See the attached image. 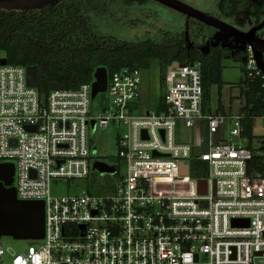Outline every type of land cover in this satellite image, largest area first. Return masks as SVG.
Listing matches in <instances>:
<instances>
[{"label":"built area","instance_id":"2783aa9c","mask_svg":"<svg viewBox=\"0 0 264 264\" xmlns=\"http://www.w3.org/2000/svg\"><path fill=\"white\" fill-rule=\"evenodd\" d=\"M2 59L0 164L14 165L18 200L43 203L44 237L11 258L0 246V264H264V160L251 163L264 149L241 142L243 111L234 117L218 106L203 111L199 62L167 70L163 109L154 113L141 108L142 71L114 72L107 76L110 103L93 115L94 81L42 97L27 86L26 67ZM244 67L264 79L251 47ZM227 118L229 140L213 142ZM203 121L204 151L177 141L179 122L195 129ZM113 125L124 131L106 162L93 156L89 137ZM193 162L204 177L191 175ZM97 163L112 172L100 173ZM55 180H84L86 189L52 196Z\"/></svg>","mask_w":264,"mask_h":264},{"label":"trees","instance_id":"16d2710c","mask_svg":"<svg viewBox=\"0 0 264 264\" xmlns=\"http://www.w3.org/2000/svg\"><path fill=\"white\" fill-rule=\"evenodd\" d=\"M152 2L58 0L37 9L0 8V51L8 65L37 67V92L42 97L47 96L52 82L75 90L82 84L93 82L97 68H106L110 76L123 69L149 70L153 61L157 62L163 92L166 72L173 63L199 62L202 109L209 112L211 88L217 86L220 94L223 86L221 60L228 50L218 45L203 51L194 39L183 37L185 24L180 15L163 12V18L154 22L149 16L144 20L132 18L131 10L149 8L153 13ZM234 9V0H220L218 4V11L226 16H232ZM157 22L162 25L157 26ZM136 25L148 27L142 32L143 36H129L127 28ZM240 69L243 77L237 86L239 97L244 96L246 102V106L240 109L245 113L242 137L248 140L246 147L254 151L252 125L254 118L264 114V79L256 74L248 76L244 66ZM163 105L162 93L155 111L162 110ZM218 110L223 111L220 103ZM259 160H264V156H253L252 165ZM192 164L191 175L204 177L203 172L194 170L197 162Z\"/></svg>","mask_w":264,"mask_h":264},{"label":"rangeland","instance_id":"374dc122","mask_svg":"<svg viewBox=\"0 0 264 264\" xmlns=\"http://www.w3.org/2000/svg\"><path fill=\"white\" fill-rule=\"evenodd\" d=\"M191 6L203 13H207L206 9H204L200 5H212L214 0H189ZM217 1V0H216ZM154 5V12L150 13V9H139L136 11L131 10L130 14L132 18H138L140 20H144L145 16H149L151 20L156 21L163 14V12L174 13L176 15H180L177 12L162 6L159 3L152 2ZM197 4V5H192ZM243 4L240 2L239 4V16L237 22L241 24L243 20H245V16H243L245 12L242 9ZM152 9V8H151ZM153 10V9H152ZM151 10V11H152ZM210 14H213L209 12ZM149 14V15H148ZM214 15V14H213ZM181 16V15H180ZM183 17V16H181ZM163 18V17H162ZM149 23V21H148ZM157 26H161V22L155 23ZM150 25V23L148 24ZM201 25V24H199ZM202 26V25H201ZM206 27V26H204ZM148 29L143 25H136L131 28H127V32L129 36H143L142 31ZM207 33L204 34L202 39L201 47L203 51H206L211 46H218L225 48L228 50V54L224 55L221 60L223 69H222V82L223 86L221 88L220 94H218L217 86H213L211 88V99H210V109L214 111L218 103L223 107L224 112L227 116H236L241 106L244 104L243 98H240V91L237 86L243 74L241 72V67L245 65L246 62V47L247 44L243 41H240L234 37L226 35L217 29L212 27H206ZM264 35V32H263ZM3 57V53L0 51V58ZM262 57L264 61V51H262ZM142 79V93H141V108L145 113H154L156 108V104L159 96L163 93L160 89L159 78H158V66L157 62L153 61L151 63V68L149 70H143L141 72ZM110 103V99L107 93H99L94 99L91 100L90 110L93 115L100 114L103 108H106ZM201 128L198 135L194 133L193 129H187L183 126L181 122L177 124L175 135L177 141H184L189 143H195L204 147L207 145L208 138V130L207 125L203 121L200 123ZM199 124V125H200ZM232 124L229 122L228 118L225 123L221 125L213 134L212 141H228L229 140V130L231 129ZM124 131L123 128L119 126H111L108 130H97L90 136L91 143L95 146L97 151L93 155L101 156L107 162H112L113 158L117 153L116 146V137L118 134H121ZM252 133L254 139L252 141V145H257L260 148H264V123L260 117L254 118L252 125ZM234 141H237L236 139ZM243 144H247L248 140L243 139L241 141ZM200 150V149H199ZM116 169V167H115ZM119 173L123 174L125 172V168L122 164L118 168ZM86 189V182L84 180H75L72 182H67L64 180L52 181L50 184V192L52 196H65V195H75L80 194L82 190ZM33 242L30 241H20L13 240L9 237H1L0 238V246L3 247L4 250H7V257L11 258V255L21 253L27 250L29 246H35Z\"/></svg>","mask_w":264,"mask_h":264},{"label":"water","instance_id":"95a60500","mask_svg":"<svg viewBox=\"0 0 264 264\" xmlns=\"http://www.w3.org/2000/svg\"><path fill=\"white\" fill-rule=\"evenodd\" d=\"M58 0H0V8L29 10L43 8L53 4ZM179 13L193 18L201 23L213 27L220 32L245 42L251 47L257 69L264 76V61L262 51H264V39L256 36V32L264 28V19L256 27L247 32H242L234 27L199 12L177 0H152ZM1 64H6V59L1 60ZM178 63H173L168 70L174 68ZM182 66V65H181ZM107 69L97 68L94 72V82L91 85V99L99 93L106 92ZM26 83L30 88L36 89L38 86V69L36 66L26 67ZM49 91H65L67 87L52 82L48 87ZM95 169L100 173L112 172L111 168L103 163L95 164ZM181 173L186 174L183 167ZM247 174H249V162L247 163ZM14 165L12 163L0 164V238L9 237L20 241H37L44 237V206L41 201H21L18 200L13 185ZM205 183L200 182V192L204 193ZM205 205V203H203ZM237 222H233V225ZM83 229V227H82Z\"/></svg>","mask_w":264,"mask_h":264},{"label":"flooded vegetation","instance_id":"af4514ba","mask_svg":"<svg viewBox=\"0 0 264 264\" xmlns=\"http://www.w3.org/2000/svg\"><path fill=\"white\" fill-rule=\"evenodd\" d=\"M177 1H180L181 3L193 8L191 6V3L189 0H177ZM234 1H235V9L233 11L234 13L232 16H226L224 14H221L218 11V4H219L220 0H217V1L214 0L211 6L210 5L205 6L204 4L200 5V6H202L204 9H206L207 13L205 12L204 14H206L212 18L218 19V20H220V21H222V22H224V23H226V24H228V25H230V26L234 27L235 29L242 31V32H247L251 28L258 26L263 21V19H264V0H234ZM240 2L243 4L241 10H244V8H245V12L243 14V16H245V20H243V22L241 24H239V22H237V19L239 16V8L238 7H239ZM192 5H197V4H192ZM173 11H175V10H173ZM175 12H177V11H175ZM209 12L213 13L214 15L210 14ZM177 13L180 14L181 16H183L182 19L184 20V24H185V26H184L185 30L183 31V34H182L183 37H185L186 39H188V38L194 39L195 44H197V46L201 50H203L201 47V44H202L201 41L203 39L204 34L207 33L206 27H210V26H208L204 23H201V22H199L193 18H189L182 13H179V12H177ZM199 24H201L202 26ZM189 26H191L190 29L188 28ZM204 26H206V27H204ZM144 31H142V32H144ZM263 32H264V28L261 29L260 31H257L256 36L264 39ZM248 47L249 46L247 45L246 50L248 49ZM209 49H210V47L207 50H209ZM262 59H263V57H262Z\"/></svg>","mask_w":264,"mask_h":264},{"label":"crops","instance_id":"0c3cea01","mask_svg":"<svg viewBox=\"0 0 264 264\" xmlns=\"http://www.w3.org/2000/svg\"><path fill=\"white\" fill-rule=\"evenodd\" d=\"M200 126H201V124H200ZM200 126H199V128H195V129H194V130H195L194 133H195L196 135H198L199 132H200V131H199L200 128H201ZM178 142H181V143H189V142H184V141H178ZM190 144H191V145H195V143H190ZM206 148H207V146L205 145L204 147H202V146H200L199 148H198V147H197V148L195 147V150L198 149V151H204ZM253 148L256 149V150H260V149H261V148L258 147L257 145H253ZM199 149H200V150H199Z\"/></svg>","mask_w":264,"mask_h":264}]
</instances>
